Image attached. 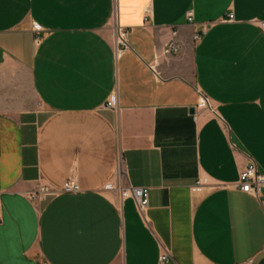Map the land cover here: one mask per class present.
Wrapping results in <instances>:
<instances>
[{
    "label": "crops",
    "instance_id": "0c3cea01",
    "mask_svg": "<svg viewBox=\"0 0 264 264\" xmlns=\"http://www.w3.org/2000/svg\"><path fill=\"white\" fill-rule=\"evenodd\" d=\"M262 23L264 0H0V264H264V189L236 185L264 176Z\"/></svg>",
    "mask_w": 264,
    "mask_h": 264
},
{
    "label": "built area",
    "instance_id": "2783aa9c",
    "mask_svg": "<svg viewBox=\"0 0 264 264\" xmlns=\"http://www.w3.org/2000/svg\"><path fill=\"white\" fill-rule=\"evenodd\" d=\"M193 13L189 11L186 13L185 17L187 22L191 23L193 21ZM226 21L232 22L233 16L229 15ZM264 27V23L262 25ZM115 35V45L118 48V52H123L128 49V42H127V32L125 30L117 27ZM195 41L200 39V35H195L193 37ZM165 48L163 49L164 56H175L180 53V46L175 40H171L167 42ZM199 107L207 108L209 106V101L206 97H201L199 101ZM116 97L110 96L109 100L107 101L106 108L113 109L116 108ZM256 166L253 162H250L239 174L238 182L236 183L237 188L245 194L250 196L258 197L261 190L264 189V176L258 174L257 170L255 169ZM205 183L203 180L198 179L194 185L202 186ZM78 185L73 180H68L62 187L61 191L65 194H74L79 190ZM48 188L40 187L35 194L31 195V198H36L45 195L48 191ZM130 195L135 199L137 209L139 213H143L147 210L149 205V191L148 189L140 188V189H132L130 191ZM264 209V205L263 208ZM169 256L165 253L160 256V264H167L169 263Z\"/></svg>",
    "mask_w": 264,
    "mask_h": 264
}]
</instances>
